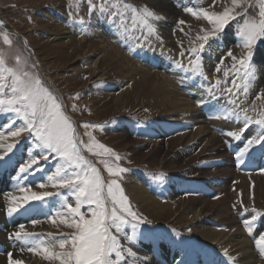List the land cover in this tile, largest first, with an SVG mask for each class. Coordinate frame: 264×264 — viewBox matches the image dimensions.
Listing matches in <instances>:
<instances>
[{"label": "rangeland", "instance_id": "obj_1", "mask_svg": "<svg viewBox=\"0 0 264 264\" xmlns=\"http://www.w3.org/2000/svg\"><path fill=\"white\" fill-rule=\"evenodd\" d=\"M117 2L120 4L119 10L122 12L125 11L123 8L125 3L135 6L140 13L145 7L152 11L154 16L148 17V20L156 28V33L148 35L147 28L142 27L140 19L136 21V27L133 29L131 27V9L126 12L128 31L111 24L109 14H101L99 7L104 4L110 10H116L111 9V5ZM91 3L96 5V9L90 12L88 0H0V56L4 59V64L0 67H9L13 70L22 69L33 76H38L43 86L58 98L62 104V111L72 122L79 140L83 141V145H92V151L81 145V154L99 170L105 185L102 196L106 199L109 211L112 205L110 198L107 197V184L110 180L116 179L121 185L132 210L137 213L142 221L135 231L134 239L129 240L127 237L133 236L131 223H136V221L121 225L122 230L117 234L122 245L119 249L122 251L120 264H131L130 256L127 255L126 250L128 248H131L132 251L137 250L139 243L145 240V236L150 230L160 229L163 232L169 228L171 231H176L180 236L187 237L186 239L193 244L196 241L190 226L174 219L173 214L175 213L168 215V217L164 216L165 218L160 217V214L148 211L143 205L132 200L129 192L133 184L132 181H136L139 175L146 176L149 171L157 172L158 175L167 173V170L157 169L156 166H153L150 158L148 160L147 158L142 159L134 153L136 145L143 144L141 140L146 139L145 142L151 140L146 136L147 123L160 124L167 121L170 129L172 128L170 132L175 137H179L181 133L185 132V130H179L180 127L188 128L186 130H192L194 127L192 123H186L183 120L181 108L175 109L172 103L161 96L163 85L173 91L177 97L184 98L187 93L179 86H168L161 70L148 66L144 60H138L136 56L128 53L123 46V41L110 37L100 25L97 27L99 19L115 27L114 29L119 31L124 41L126 39L136 42L139 48L146 51L156 52L160 49L157 42L162 43L163 47L174 53L176 61L179 63L182 60L185 61L187 68H190L189 60L194 57H190L186 49L203 43L198 37L210 34L214 30V25L203 17H194L190 13H186L184 8L179 6L175 8L179 15L163 13L155 0H91ZM191 5L193 6L189 7L197 11L204 8L217 13L223 12L225 8L234 9L233 15L236 18L223 31L216 32L215 36L209 35V40L202 52V63L204 59L213 61L211 68L214 76L212 78L203 76L206 71L204 72L201 66L203 75L200 77L205 81L206 87L204 85L203 88L211 96L229 103L242 116L246 111L253 121L261 119L264 115V96L257 97L258 94L264 93V82L252 81L250 78L247 81L250 85L249 93L245 96L242 91L246 82L244 79L245 70L240 69L239 75L235 76L232 71L234 61L227 55L228 51L231 50L239 58L242 53L248 51L244 48L243 37L238 35V32L244 25L245 19L250 22L259 21L260 0H238L236 5L232 4V0H217L215 7H211V0H194ZM46 11L50 16H45L44 12ZM237 13L240 15H236ZM156 15L162 18L157 20ZM182 19L186 21L185 25L178 23ZM76 28L77 30H75ZM181 28L184 29L183 32L180 30ZM69 29L74 34L72 38L70 37L68 40L59 38L64 36V30ZM224 34L232 39L228 45L218 41ZM5 35L11 43L5 41ZM145 36L147 39H144ZM261 45H264V40L253 45V55ZM182 51L184 52L183 56L181 55ZM89 56L98 57L96 69L86 62L85 59ZM262 56L264 57V51ZM221 59L224 61L223 64H220ZM218 64L221 68L219 72L216 71ZM237 68H239L238 63ZM225 70L229 71L227 77L224 75ZM0 75L5 77L0 83L6 85L4 93L0 94V99H7L11 96L8 87L11 83V75L3 72H0ZM234 76L236 84L239 85V91L233 86ZM217 81H220V84L213 88L210 93L208 89L212 88ZM228 89H231V92L227 91ZM120 90L123 91V97L121 101H117ZM233 99H236L235 105L230 103ZM172 101L175 102L176 100L172 99ZM182 102L183 100H177L176 104L180 105ZM192 107L196 108L197 111H202L203 104L195 102ZM3 108L4 110L0 111V155L7 153L6 146L8 144H15L16 147L11 153H7L11 160L0 167V194L5 196L9 191L18 188L19 190L26 189V191H21L24 196L30 195L31 192L54 193V195L39 201L25 203L22 200L24 202L22 205L27 208L31 207V209L44 205L46 214L43 218L48 217L52 232H59L64 239L69 240V244L66 245L69 250L71 235L77 229L69 227L68 224L61 221L67 218L68 222L71 223L73 218L67 211L66 204L72 203L75 206V196H73L70 188L53 186L55 181H49L47 177L55 176L57 168H63L61 175L65 173L71 175L73 169L63 167L64 161L59 157L50 156L48 160H43L42 150L35 147L37 141L28 132L25 131L19 136H11L12 131L25 126L24 120L16 113L8 111L7 105H4ZM127 122L135 125V133L143 131L144 135L133 134L131 137L139 139L137 144L128 146L129 149L127 146L118 148L115 144L122 143L118 125ZM14 123L17 126L13 128ZM84 123L99 125V127L85 129ZM257 126L264 130L262 126ZM6 127L10 128L7 130ZM87 132H91L94 141L86 135ZM218 134L224 135L221 130L218 131ZM97 144H103L112 149L115 155L104 153L102 149L97 147ZM225 146V152L228 154L227 159L217 158L203 162L207 169H212L214 165L226 163L242 174L256 173V171L250 170L252 165L248 166V163L254 162L256 159H254L253 150L250 151L246 148L243 150L240 139L237 138L225 142ZM254 147L260 148L259 152L264 154L260 146ZM147 149H143L145 155L148 153ZM117 155L119 156L118 160L116 159ZM33 158L40 161L39 169L34 166L27 173H19V167L27 164ZM240 166L241 168H239ZM109 167L114 170L125 168L128 171L113 176L108 171ZM14 169L15 171H13ZM17 178L21 179L17 182L19 184L15 182ZM182 178L197 180L195 177ZM40 184H44L45 187L41 188ZM81 212L85 218H91V211L87 204L82 205ZM27 213L28 211L23 214L26 223L30 218ZM127 219L131 220L130 217ZM114 234L116 233L114 232ZM214 245L216 244H209L208 246L215 248L220 255L222 254L221 256H227L217 245ZM111 258L115 260V254ZM126 258L128 260H125ZM173 262L177 263L178 259H174ZM55 264H60V261Z\"/></svg>", "mask_w": 264, "mask_h": 264}, {"label": "bare ground", "instance_id": "obj_2", "mask_svg": "<svg viewBox=\"0 0 264 264\" xmlns=\"http://www.w3.org/2000/svg\"><path fill=\"white\" fill-rule=\"evenodd\" d=\"M193 1L155 0V3L163 13L178 14L176 7L193 6L191 5ZM44 14L46 17L49 15L47 11ZM99 25L110 37L123 41V46L128 53L136 56L138 60H144V63L148 66L161 70L168 86H179L187 93L184 98L177 97L173 91L163 85L161 96L172 103L175 109L181 108L183 120L186 123H192L194 127L192 130H186L188 128L183 126L180 127L179 130H185V132L181 133V136L175 137L170 132L172 128L170 129L169 122L147 123L146 136L151 140L146 142V139L141 140L143 144L136 145L134 153L142 159L147 158L148 160L150 158L153 166H156L157 169H165L167 173L158 175L157 172L149 171L146 176L137 174L139 176L136 181H132L133 184L129 192L132 200L143 205L148 211L160 214V217H168V215L175 213L173 214L174 219L178 222L187 223L196 241L193 244L186 239L187 237L180 236L176 231H171L169 228L163 232L160 229L150 230V232H147L145 240L139 243L138 249L132 251L135 255L127 254L130 256V263L264 264V254H261L260 246L256 243L259 236L264 234V217L258 216L257 220L251 223V233L244 225V220H251L252 215H256L251 211L253 207L257 210V213H264L263 152H259L260 148L254 146L247 148L250 151L253 150L255 154V161L248 163V166L252 165L250 170L256 171L255 174H242L226 163L214 165L212 169H207L205 163H203L217 158L227 159L228 154L224 149L226 148L225 142H230L235 138L227 135V133L229 131L240 132L243 127V116L237 110L235 111L229 103L214 98L207 93L203 88L205 81L200 75L177 68L176 63L178 61H176L174 53L163 47L162 43L157 42L160 45V49L157 50L159 52L146 51L139 48L136 42L126 39L124 41L119 31L105 21L99 19L97 27ZM70 31V29L64 30V36L59 38L66 40L72 38L74 34ZM231 40L224 34L218 41L228 45ZM263 51L264 45H261L253 55L251 64L256 69V77L252 78V81L264 82ZM85 60L96 69L99 61L98 57L89 56ZM212 62L207 59L203 60L202 69L204 72L206 71L203 76H209L210 78L214 76L211 68ZM181 64L186 67L185 61L182 60ZM122 90L119 92L117 101L122 100ZM172 99L176 101L173 102ZM177 100H183V102L178 105L176 104ZM192 102L202 103V111L193 108ZM188 107L192 108L189 109ZM233 111L241 117L240 120H237L235 115H232L231 119H225ZM16 126L17 124L14 123L13 128ZM118 126L121 131L119 136L122 142L121 144H115L118 148L126 146L128 148V146L139 142V139H134L131 135H144L143 131L135 133L136 127L130 122L121 123ZM9 128L6 127L7 130ZM219 130L224 135H219ZM260 135H264V130L252 123L239 138L240 145L243 146L242 149L246 148L249 138ZM144 148H148L146 155L143 152ZM261 150L264 151V148L261 147ZM158 176L162 178L157 179ZM182 177H195L197 180L192 181ZM19 181L21 179L17 178L15 182ZM23 196L19 188L9 191L5 196L0 194V264H9V253L12 254L13 259L23 261V264H55L60 260L47 258L44 249L47 248L52 253H59L68 249L67 246L63 250L59 248V243L64 237L59 232H52L48 217L43 218L46 214L45 206L40 205L35 209L23 206L17 213L8 214L10 206L15 207L24 203L20 199ZM12 197H16L17 200L13 201ZM26 211H28L27 214L30 217L28 223L24 221L25 216H23ZM33 220L38 223L33 225ZM21 224L24 225L25 231L34 235L25 237L22 240L17 239L13 234L20 231L19 226ZM209 244H216L227 256H221L222 254L220 255L215 248H210ZM30 248L33 251H29ZM174 259H178V262L174 263Z\"/></svg>", "mask_w": 264, "mask_h": 264}, {"label": "snow or ice", "instance_id": "obj_3", "mask_svg": "<svg viewBox=\"0 0 264 264\" xmlns=\"http://www.w3.org/2000/svg\"><path fill=\"white\" fill-rule=\"evenodd\" d=\"M90 5V12L96 9V5L88 0ZM217 0H211V7H215ZM238 0H232V4L236 5ZM119 2L113 3L110 10L109 7H105L101 4L99 11L101 14H109V22L115 24L119 28H123L124 31H128L127 26V15L128 9L132 12V25L134 29L136 27V21L140 19L142 21V27L147 28L148 35L156 33V28L149 23L148 17H153L154 13L148 10L146 7L143 12L140 13L135 8V6L125 3L123 8L125 11H120ZM184 11L190 13L194 17H203L214 25V30L210 34H205L199 36L198 39L203 41L199 46H193L186 51L190 57H194L189 60L190 68L185 67L183 64L177 62L176 67L183 70L191 71L197 75H203L201 71L202 66V52L209 40V35L215 36L216 32L223 31L229 23L236 17L233 15V8H225L223 12L217 13L215 11H210L204 8H200L198 11L194 10L192 7H185ZM236 15H240L237 13ZM260 19L258 22H250L248 19L244 20V25L240 28L238 35L243 37V46L248 51L242 53L238 58L233 54L231 50L228 51L227 55L232 58L234 64L232 66V71L235 76L239 75L240 69L245 70V84L243 86V93L245 96L249 93L250 85L247 82L250 78L256 77V69L251 64L253 52L252 47L258 41L264 40V0H260ZM155 18L161 19L162 17L156 15ZM180 25H185V20H179ZM182 32L183 28L180 29ZM7 43H11L7 36L4 37ZM147 39V36L144 37ZM181 47H183L181 45ZM184 52H181L183 56ZM223 59L220 60V64H223ZM237 63L239 68H237ZM4 64V59L0 56V65ZM216 71H221L219 64L217 65ZM0 72L7 73L11 75V83L8 85L11 96L7 99H0V111H3L4 105H7V110L16 113L21 116L24 120V127L18 128L10 133L11 136H19L23 132H28L33 135L37 141L35 147L42 150V159L48 160L50 156L53 158L59 157L64 161L63 167L72 168V174L68 175L65 173L61 175L63 168H57L55 176H48L49 181H55L53 186H59L60 188H70L72 190L73 196H75V206L72 203H67V211L72 216L71 223L65 218L61 222L68 224L69 227H75L77 231L71 235L70 249L67 251H61L59 253L49 252L47 248L44 251L47 253V258H57L60 260V264H120L122 259L121 251L119 250L122 245L120 244V239L118 233L122 230L121 225L129 224L131 221H136V223H131L133 229V236L127 237V239L132 240L135 237V231L142 222L135 211L132 210L131 204L128 197L124 194L121 185L116 179H112L107 184V197L111 201V209L109 211L106 199L102 196L103 189L105 187L102 181L99 170L92 165L85 157L81 154V145L83 141L79 140L78 135L73 127L72 122L69 117L65 115L62 111V104L58 101L46 87L43 86L40 78L38 76H33L28 72H24L22 69L13 70L9 67H0ZM225 77L229 75V71L225 70ZM233 78V86L239 91V85L236 84V78ZM4 76L0 75V81L4 80ZM220 84L217 81L212 88L208 91L211 93L213 88H216ZM6 85L0 83V94L5 91ZM227 91L231 92V89ZM235 95V93H233ZM264 96V93L258 94L257 98ZM232 104H236V99L230 101ZM75 107V106H74ZM232 115L236 116L237 120L241 117L233 111L232 114L226 116L225 119H231ZM243 127L239 133L229 131L227 135L234 136L239 139L245 131L255 123L264 128V115L261 119L253 121L246 113L242 118ZM83 127L85 129L99 127V125L84 123ZM90 138H92L91 132H87ZM94 141V138H92ZM260 146L264 148V135L258 137L249 138L246 143V149L253 146ZM87 147L89 151H92V145H83ZM7 153H11L16 147L15 144H8ZM99 149H102L104 153H109L115 155L112 149L107 148L103 144H97ZM46 150V151H45ZM0 155V166H2L7 161L11 160V157L7 155ZM54 154V155H53ZM242 155V153H241ZM119 159V156H116ZM40 161L38 159H31L27 164L21 165L19 167V173H27L36 166L39 169ZM111 175L117 176L120 173L128 171L125 168L112 169L108 168ZM264 171V170H262ZM162 178L158 176L157 179ZM41 188L45 187L44 184L39 185ZM21 191H26V189H21ZM59 194V193H56ZM54 195L50 192H31L30 195H25L21 197L25 203L29 201H39L44 198ZM16 201V197L11 198ZM87 204L91 211V218H85L81 212L82 205ZM23 207L22 204H18L15 207L10 206L8 208V214L17 213ZM256 215H252L251 220H244V225L247 230L251 233V223L257 220L258 216L264 217V213H257V210L253 207L251 210ZM130 217L131 220L127 219ZM38 223L33 220L32 224ZM55 223V220H53ZM20 231L15 232L13 235L17 239H24L34 235L33 233L24 230V225L21 224ZM116 234H114V232ZM257 245L260 246L261 254H264V234L259 236L256 240ZM69 244L68 239H63L59 243L60 249H65L66 245ZM33 251V249H29ZM127 253L129 255H135L131 248H128ZM115 254L116 259L113 260L111 257ZM9 264H23V261L16 260L12 258V254L9 253Z\"/></svg>", "mask_w": 264, "mask_h": 264}, {"label": "water", "instance_id": "obj_4", "mask_svg": "<svg viewBox=\"0 0 264 264\" xmlns=\"http://www.w3.org/2000/svg\"><path fill=\"white\" fill-rule=\"evenodd\" d=\"M16 38V37H15Z\"/></svg>", "mask_w": 264, "mask_h": 264}]
</instances>
